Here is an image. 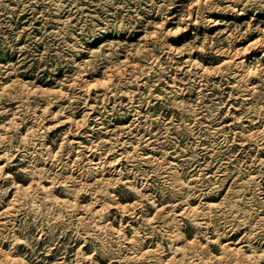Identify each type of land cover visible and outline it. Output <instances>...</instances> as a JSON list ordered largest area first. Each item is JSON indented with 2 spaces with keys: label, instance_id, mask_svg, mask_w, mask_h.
Returning <instances> with one entry per match:
<instances>
[{
  "label": "rangeland",
  "instance_id": "rangeland-1",
  "mask_svg": "<svg viewBox=\"0 0 264 264\" xmlns=\"http://www.w3.org/2000/svg\"><path fill=\"white\" fill-rule=\"evenodd\" d=\"M0 264H264V0H0Z\"/></svg>",
  "mask_w": 264,
  "mask_h": 264
}]
</instances>
